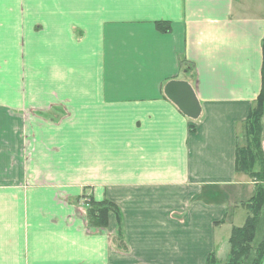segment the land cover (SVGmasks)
Returning <instances> with one entry per match:
<instances>
[{
	"label": "crops",
	"instance_id": "crops-1",
	"mask_svg": "<svg viewBox=\"0 0 264 264\" xmlns=\"http://www.w3.org/2000/svg\"><path fill=\"white\" fill-rule=\"evenodd\" d=\"M263 65L264 0H0V264L227 256ZM85 198L116 205L120 229L113 213L90 226Z\"/></svg>",
	"mask_w": 264,
	"mask_h": 264
},
{
	"label": "trees",
	"instance_id": "trees-1",
	"mask_svg": "<svg viewBox=\"0 0 264 264\" xmlns=\"http://www.w3.org/2000/svg\"><path fill=\"white\" fill-rule=\"evenodd\" d=\"M166 30L168 27H160ZM264 65L261 90L243 122L242 134L236 147V171L254 181L253 195L243 204L246 217L241 226L233 227L228 238L229 250L224 263L211 253L206 264H261L264 257ZM258 165V166H257ZM85 215L90 226L107 227L108 216L113 213L121 227L119 209L112 202H87ZM120 235H118V238Z\"/></svg>",
	"mask_w": 264,
	"mask_h": 264
},
{
	"label": "water",
	"instance_id": "water-1",
	"mask_svg": "<svg viewBox=\"0 0 264 264\" xmlns=\"http://www.w3.org/2000/svg\"><path fill=\"white\" fill-rule=\"evenodd\" d=\"M166 96L188 117L196 119L200 106L191 86L184 81H171L165 87Z\"/></svg>",
	"mask_w": 264,
	"mask_h": 264
},
{
	"label": "rangeland",
	"instance_id": "rangeland-1",
	"mask_svg": "<svg viewBox=\"0 0 264 264\" xmlns=\"http://www.w3.org/2000/svg\"><path fill=\"white\" fill-rule=\"evenodd\" d=\"M23 55H22V52H21V57H22ZM24 57V56H23ZM21 63V67H20V69L17 71V73L19 74V76H20V78H21V82H23L24 80H25V78H26V75H27V68H26V66H25V61H21L20 62ZM4 65H7V63L5 62L4 63ZM3 65V66H4ZM3 69V68H2ZM4 74L9 78V75H8V71H4ZM17 74V75H18ZM22 104H24V103H22ZM25 115H26V113H24ZM263 119H264V117H263ZM263 127H264V120H263ZM263 150H264V132H263ZM258 166V165H257ZM246 176V175H245ZM249 179V181H251V182H254L253 181V178H251L250 176L248 177V176H246L245 177V180H248ZM255 186V185H254ZM89 196V195H88ZM86 199V201H89V200H91L90 198H89V200L87 199V198H85ZM238 213H240L241 214V216H239L240 218H241V220H240V223L239 224H235L236 226H238V225H242V223H243V220H244V217H245V214H246V210H245V208H243V207H238ZM228 231H229V229H228ZM229 232H227V234H226V236H224V239L223 240H221V241H219L218 243H217V246L218 245H220L221 243H223V242H225L226 240H227V237H228V234ZM219 249H222V246L219 248ZM219 262H221V263H224L225 262V260L227 259V256H226V254L224 253V252H222L219 256Z\"/></svg>",
	"mask_w": 264,
	"mask_h": 264
}]
</instances>
